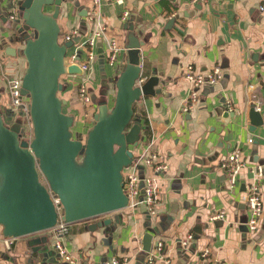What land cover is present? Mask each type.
<instances>
[{
    "label": "crops",
    "instance_id": "0c3cea01",
    "mask_svg": "<svg viewBox=\"0 0 264 264\" xmlns=\"http://www.w3.org/2000/svg\"><path fill=\"white\" fill-rule=\"evenodd\" d=\"M13 2L0 0V44L11 35L7 24L11 22L9 17L15 15L9 8ZM261 6L264 0H208L201 4L190 0H125L123 6L111 0H97V5L93 0H70L63 4L58 19L62 26L61 41L73 30L89 36L105 29L103 40L96 41V56L87 76L96 83L97 91L103 85L109 108L113 105L114 81L101 82L98 49H103L104 62L110 41L123 49L125 32L121 28L131 17L135 35L143 42L140 80L154 73L165 83L158 86L161 93L142 97L133 104V119L142 125V139L137 147L131 148L133 157L157 153L167 164V169L157 175L144 164L139 169L142 177H155L158 188L155 215L147 213L140 195V203L135 207L73 223L63 244L74 258V264H103L112 259H118L120 264H143L146 252L141 241L148 231L152 234L151 253H156L157 242L163 244L162 253L156 256L158 262L264 264V216L257 231L245 230L247 210L242 202L246 188L254 180L250 169L264 165V12L259 10ZM124 10L130 15L125 23L121 21ZM171 18L175 19L173 25H167ZM73 51L71 47L68 53ZM1 52V60L13 68L4 71L1 64L2 73L12 78L22 77L24 58ZM122 55L121 50L113 67L105 62L108 79L117 77ZM189 66L194 72L218 67L222 78L213 86L201 87L197 103L188 114H183L182 105L191 91L184 77ZM81 78L66 80L76 83ZM87 88L89 104L83 105L77 99L71 85L63 97L67 101L64 111L68 109L66 113L75 115L73 133L85 134L92 126L98 100L96 95L94 99L88 84ZM8 93L0 82V112L7 119V111L11 110ZM228 104L232 111H228ZM251 105L259 107L255 111L262 117V125L252 132L248 119ZM224 112L235 116L224 118ZM235 149L240 151L244 167L234 187L229 189L221 164ZM260 188L264 199V181ZM221 211L223 220H210ZM104 219L111 220L110 226L88 229L89 225ZM187 235L192 239L183 248L180 241ZM42 237H47V244L42 245L41 253L33 252L28 242ZM54 242L52 231H47L15 239L7 249L0 233V264H69L58 256Z\"/></svg>",
    "mask_w": 264,
    "mask_h": 264
},
{
    "label": "water",
    "instance_id": "95a60500",
    "mask_svg": "<svg viewBox=\"0 0 264 264\" xmlns=\"http://www.w3.org/2000/svg\"><path fill=\"white\" fill-rule=\"evenodd\" d=\"M69 2L14 0L9 7L15 12L7 24L11 35L0 49L7 56L25 60L20 93L29 103L31 138L22 139V122L9 123L0 112V233L5 238L52 230L57 213L51 197L59 200L68 224L125 209L128 199L123 192L122 173L133 160L131 148L142 139V125L133 119V104L142 97L161 93L158 86L165 84L154 73L137 83L143 42L135 35L131 17L121 28L125 44L115 79L107 78L103 49H98L102 78L114 81L112 107L107 102L97 103L86 135L73 133L74 116L63 111L67 101L59 96L69 86L66 79L82 75L77 65H64L69 50L79 40H60L62 26L58 19L63 4ZM174 20H168L167 25H173ZM7 113L10 118L13 112ZM228 116L233 118L235 114L222 115ZM248 119L251 132L262 125V117L253 105ZM110 224V219H104L88 229L94 231ZM151 241L148 231L141 241L144 252L150 251ZM28 244L33 252L41 253L47 238L32 239Z\"/></svg>",
    "mask_w": 264,
    "mask_h": 264
},
{
    "label": "built area",
    "instance_id": "2783aa9c",
    "mask_svg": "<svg viewBox=\"0 0 264 264\" xmlns=\"http://www.w3.org/2000/svg\"><path fill=\"white\" fill-rule=\"evenodd\" d=\"M193 4H201L205 3L208 0H190ZM217 1V0H216ZM94 5H97V0H93ZM112 3L123 6L125 0H111ZM261 12H264V6L259 7ZM129 12L124 10L121 15V21L123 23L129 18ZM14 15L9 17V20H13ZM105 33V29L101 28L98 31H95L93 34L87 36L78 30H73L69 34L63 37L62 41H70L75 38L79 40L75 42L73 45L74 51L64 60L65 66H74L77 65L79 69L82 71V78L79 82L71 83L68 80L75 76H68V85L77 89V98L82 102L83 105L91 103V98L89 96L87 82L88 76L86 75L90 71L89 63H91L96 54L94 52V48L96 45V41L98 39L103 40V36ZM121 46L117 45L115 41H110L107 46V57L105 58V62L110 67H113L116 64L117 56L121 52ZM1 49H0V68H1ZM80 55L84 58L81 59ZM1 76L6 80V85L8 89L10 106L12 110V115L7 120V122L11 123L16 121L14 118V112H18L22 117V125H23V134L21 135L22 139L29 140L31 138V124L29 121V103L28 100L21 96L20 87H21V78H11L5 73H2L0 70ZM185 79L191 85V91L182 105L181 112L183 114H188L192 107L198 101V90L204 86H213L217 84L221 78V70L218 67H214L212 70L207 72H194L191 66L187 67L184 72ZM143 80H138L137 83L141 84ZM251 88V86H250ZM254 106V105H253ZM228 107L232 111L231 105L228 104ZM255 110H259V107L256 105ZM30 125V127H29ZM29 127V128H27ZM251 143V140L247 141ZM141 164L148 166L154 175H157L160 172H164L167 169V164L161 155L157 153H144L142 156L138 158H134L131 164L125 169L123 174V185L125 188L123 189L124 194L128 199L127 207H135L140 203L138 198L140 195L142 196L141 203H143L147 207V213L149 215H155L154 204L156 201V195L158 193V188L155 182V177L152 175L151 177H142L140 175L139 169ZM244 167V162L241 158V153L238 149H235L228 157L222 162L221 168L224 171L228 188L232 189L237 182L238 174L240 169ZM251 174L253 175V182L248 185L246 191L242 196V202L247 210V221L245 226L248 231L255 232L257 231L260 221L264 216V199L261 192V184L264 181V168L263 165H256L252 169H250ZM52 202L54 204L56 213H57V222L52 231L55 242H54V250L58 254V256L68 262L69 264H74V258L68 253L63 244V239L66 234L69 232V224L64 221L63 218V210L62 206L59 203L57 198L51 197ZM224 212L221 211L215 215H213L210 220L217 221L223 220ZM192 236L187 235L185 239L180 241V244L183 248L188 246L189 241H191ZM15 241L14 238H5L2 237V242L7 249H10L11 245ZM163 244L161 242L156 243V249L154 251L155 254L148 252L146 253L145 260L143 264H166V262H158L156 256L162 253ZM207 251L203 254L206 256ZM103 264H120L118 259H112L109 262H104Z\"/></svg>",
    "mask_w": 264,
    "mask_h": 264
},
{
    "label": "rangeland",
    "instance_id": "374dc122",
    "mask_svg": "<svg viewBox=\"0 0 264 264\" xmlns=\"http://www.w3.org/2000/svg\"><path fill=\"white\" fill-rule=\"evenodd\" d=\"M6 63V62H5ZM1 64H3V66H4V68H5V70L4 71H8V70H11V69H13L12 68V66L11 67H8V63H6V64H4V62H3V60H1ZM90 64L91 63H89V66H90ZM15 70V69H14ZM13 70V71H14ZM18 69L16 68V70L15 71H17ZM14 71V72H15ZM14 74V73H13ZM86 75H88V73L86 74ZM82 75H80V76H75V78H80ZM11 78H12V76H11ZM21 78V77H20ZM63 79V78H62ZM90 79V78H89ZM102 81H106V79H101V82ZM0 82H2V84L7 88V85H6V80L4 79V77H2L1 76V74H0ZM87 84L89 85V87L91 88V90H92V92H93V94H94V99H96V96H97V99L96 100H98L97 102L98 103H105V102H107V99H106V96H105V92H104V87H103V85H99V88H98V91L94 88V86L96 85V83H94V81H92V79L91 80H88V82H87ZM73 89L75 90L74 91V94L77 96V89H76V86L74 85V87H73ZM65 90V89H64ZM66 90L65 91H63L62 93H60L59 94V96L60 97H64V96H67L66 94ZM96 95V96H95ZM78 99V98H77ZM113 102V99L111 100V103ZM63 110H65V107L63 108ZM66 111L68 112V109H66ZM65 111V112H66ZM72 116H74V123H75V115H73L72 114ZM14 118L16 119V121H19V122H21L22 121V117H21V115L16 111V112H14ZM29 127H30V125H29ZM29 127H27V128H29ZM74 127V126H73ZM73 127H72V130H73ZM87 133V132H86ZM86 133L85 134H83V137L86 135ZM125 171V170H124ZM123 171V172H124ZM96 218H98V217H96ZM73 224V223H72ZM72 224H69V227L72 225ZM45 238H47V237H45ZM44 237H42L41 239H45Z\"/></svg>",
    "mask_w": 264,
    "mask_h": 264
},
{
    "label": "trees",
    "instance_id": "16d2710c",
    "mask_svg": "<svg viewBox=\"0 0 264 264\" xmlns=\"http://www.w3.org/2000/svg\"><path fill=\"white\" fill-rule=\"evenodd\" d=\"M64 111V110H63ZM65 112V111H64ZM66 113V112H65Z\"/></svg>",
    "mask_w": 264,
    "mask_h": 264
},
{
    "label": "flooded vegetation",
    "instance_id": "af4514ba",
    "mask_svg": "<svg viewBox=\"0 0 264 264\" xmlns=\"http://www.w3.org/2000/svg\"><path fill=\"white\" fill-rule=\"evenodd\" d=\"M65 79V78H64Z\"/></svg>",
    "mask_w": 264,
    "mask_h": 264
}]
</instances>
